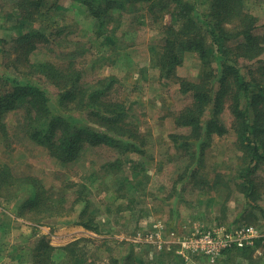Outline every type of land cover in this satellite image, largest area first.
Returning a JSON list of instances; mask_svg holds the SVG:
<instances>
[{"label":"rangeland","instance_id":"1","mask_svg":"<svg viewBox=\"0 0 264 264\" xmlns=\"http://www.w3.org/2000/svg\"><path fill=\"white\" fill-rule=\"evenodd\" d=\"M98 1L104 12L100 20L82 0H43L37 6L33 0H0V95L11 90L12 79L32 83L55 111L58 89L43 76L27 74L29 62L37 60L75 66L82 83L114 76L110 96L128 109L127 119L142 153L121 156L102 145L86 149L78 160L58 164L20 128L23 110L6 112L0 127V160L15 175L39 179L55 198L65 197L67 207L75 193L86 196L99 230L76 223L81 201L69 212L72 215L41 217L29 207L19 215L22 193L18 200L12 199L8 186L0 182V264H48L50 259L63 264L68 252L60 248L76 241L72 254L84 260L82 264L111 259L113 264H125L129 254L131 264H264V165L251 174L255 192L245 197L238 186L244 176H237L243 169L241 150L228 110L222 115L227 133L213 135L203 150L197 145L195 150L194 145L183 150L173 142V136L187 133L174 123L175 114L191 102L179 81L196 82L201 63L194 52L185 51L173 75H159L156 62L162 28L171 20L168 9L150 12L140 0ZM190 1L195 2V15L204 21L210 0ZM28 12L30 17H23ZM243 12L256 17L254 33L264 36V0H245ZM22 34L31 38L14 44ZM258 58L264 60V51ZM241 64L245 68L252 61ZM71 114L80 122L85 119L82 111ZM208 116L209 109L204 118ZM117 157L123 170L109 173L104 165ZM132 176L137 189L128 187ZM215 179L220 183L215 185ZM247 225L262 235L245 253L225 252L214 259L182 256L173 243L196 229ZM48 246L54 247L49 259Z\"/></svg>","mask_w":264,"mask_h":264},{"label":"trees","instance_id":"2","mask_svg":"<svg viewBox=\"0 0 264 264\" xmlns=\"http://www.w3.org/2000/svg\"><path fill=\"white\" fill-rule=\"evenodd\" d=\"M42 1L33 0V3L37 6ZM82 1L91 5V13L95 17L103 18L100 1ZM140 1L150 12L168 9L171 15L170 23L161 31L162 46L156 62L159 75L163 78L173 75L185 51L194 52L201 63V76L196 82L179 81L181 92L190 94L191 102L175 114L174 123L184 127L187 133L173 136V142L183 150L193 145L194 150L195 145L203 150L213 135L227 133L228 127L222 116L227 109L232 117L235 144L241 150L239 159L243 169L237 176L244 178L238 186L245 197H251L256 185L251 174L258 166L264 165V60L258 58L264 51V36L254 33L256 17L243 12L245 0H210L211 6L204 14V21L195 15L194 1ZM21 5L17 7L21 8ZM30 15L28 12L23 17ZM226 22L232 27H226ZM28 35L22 34L14 44L28 41L31 38ZM242 60L252 61L251 66L244 68ZM28 67L27 74L43 76L58 89V108L55 111L51 108L47 96L36 85L12 79L11 90L0 95V127L6 112L21 108L23 121L19 126L25 135L44 147L55 163L63 165L78 160L86 149L102 145L118 150L121 156L142 153L135 143L137 132L127 119L128 109L123 101L110 96L114 76H105L87 84L82 83L80 70L72 65L59 67L47 60H37L29 62ZM208 109L209 116L204 118ZM74 111L84 112V121L80 122L72 115ZM122 162L117 157L107 161L104 167L115 174L116 169L123 170ZM135 179V176L127 179L129 188H136ZM0 182L8 186L7 195L12 199L18 200L22 193L19 215L26 207L41 217L72 215L69 212L81 201L83 206L76 223L89 230H99L95 215L89 209V200L86 196L82 198L80 192L75 193L67 207L65 197L55 198L32 175L13 174L1 160ZM218 183L219 179H215L214 184ZM86 211L88 216L83 219ZM77 242L60 248L61 252H68L63 264H82L84 261L76 253L72 254ZM47 248L49 259L54 247ZM248 249L235 248L225 252L245 253ZM130 258V254L126 256L125 264H131L127 261ZM48 261V264H57L55 260ZM113 263L115 259L96 264Z\"/></svg>","mask_w":264,"mask_h":264},{"label":"built area","instance_id":"3","mask_svg":"<svg viewBox=\"0 0 264 264\" xmlns=\"http://www.w3.org/2000/svg\"><path fill=\"white\" fill-rule=\"evenodd\" d=\"M261 235L252 225L235 228L215 226L196 229L188 235L176 238L173 243L177 245V253H181L182 256L197 254L214 259L228 250L251 247ZM157 240L160 247L163 240L160 236Z\"/></svg>","mask_w":264,"mask_h":264}]
</instances>
